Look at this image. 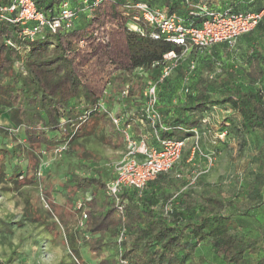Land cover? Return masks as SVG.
Masks as SVG:
<instances>
[{"label":"trees","instance_id":"trees-1","mask_svg":"<svg viewBox=\"0 0 264 264\" xmlns=\"http://www.w3.org/2000/svg\"><path fill=\"white\" fill-rule=\"evenodd\" d=\"M32 1L48 21L60 15L64 3L75 16L69 28L61 26L52 32L45 26L30 39L24 34L26 26L4 18L15 17L14 13L0 10V112L13 127L0 130V135L18 141L11 149H0V183L5 180L13 188L31 185L39 152L64 147L60 156H54L62 158L69 150L76 154L75 169L57 185V203L50 196L54 188L45 174L43 200L46 214L57 219L63 237L55 229L56 222L47 228L61 238L77 264H86L79 243L95 264H264V216L259 219L252 213L264 204V169L255 173L240 203L210 195L198 200L191 186L199 175L193 177L190 167L181 165L184 148L170 170L157 174L141 191L121 189L116 201L106 192L114 175L112 161L89 150L90 139L78 137L81 125L94 118V130L101 128L102 144L117 154L125 150L122 130L127 126L135 140L141 139L145 128L153 133L144 118L143 91L158 82L156 109L165 128H157L160 139H180L186 144L194 137L192 130L199 129L201 115L222 108L238 117L236 132L258 134L263 144L259 152L264 156V95L254 86L264 80V15L233 48L216 44L193 49L159 82L163 55L171 50L181 53V49L153 40L151 28L135 8L145 3L196 26L202 22V17L195 16L201 7L246 14L263 10L264 0ZM13 2L0 0V8ZM137 15L139 21L134 20ZM134 23L142 34L129 29ZM241 44L245 49L237 57ZM191 61L195 68L189 72ZM111 116L120 118L119 126ZM23 154L25 167L14 163ZM204 156L205 162L207 156L215 158L214 153ZM206 167L204 173L212 166L206 163ZM78 201L86 214L81 227ZM22 214L27 222L45 225V217L33 203L25 205ZM0 226L8 225L0 221Z\"/></svg>","mask_w":264,"mask_h":264},{"label":"rangeland","instance_id":"rangeland-1","mask_svg":"<svg viewBox=\"0 0 264 264\" xmlns=\"http://www.w3.org/2000/svg\"><path fill=\"white\" fill-rule=\"evenodd\" d=\"M244 49L243 44L237 48V57L243 55ZM254 86L260 88L264 95V80ZM228 112L226 109L212 108L203 113L201 115L203 121L197 130L200 137L198 149L193 150L195 139L185 144L181 165L189 166L193 177L199 175L197 180L193 179L194 184L191 186L194 191L193 197L198 200L210 195L219 197L225 202L240 203L241 199L247 196L248 184L253 181L255 173L264 169V156L259 152L263 145L261 138L257 133L236 132L239 119ZM229 119H232V122ZM95 125L94 118L82 124L78 137L90 139L87 146L96 155L103 157L104 160L109 159L112 163L116 162L119 159L117 154L108 147L102 146L101 128L94 130ZM12 128L5 114L0 112V130L12 131ZM224 133L226 135H221ZM17 144L18 141L11 136L4 135L2 138L0 135V149H11ZM79 146L76 144L75 149ZM209 153H214L215 158L210 170L204 173L207 163L204 155ZM189 158L191 160L188 161ZM37 159L39 162L35 171V180L31 185L13 188L5 180L0 183V221L8 225L6 228L0 226V261L7 264H77L68 248L61 244V238L47 228L51 221L56 222L55 229L63 237V230L57 219L46 214L48 208L43 200L45 174L49 175V183L54 188L50 196H55L56 189H59L57 185L63 183L69 172L75 169L77 156L71 150L62 158L55 157L51 152H39ZM14 163H20L25 167L26 156L24 154L19 156ZM55 198L57 203V197ZM28 203L37 205L39 212L45 217V225L24 220L23 207ZM240 208L243 206L241 205ZM252 213H255L259 219L263 218L264 204ZM16 223L23 225L16 226ZM78 249L86 264L96 263L89 258L83 244L79 243ZM201 250L207 252L206 248ZM105 253L106 256L109 255V249L105 250Z\"/></svg>","mask_w":264,"mask_h":264},{"label":"built area","instance_id":"built-area-1","mask_svg":"<svg viewBox=\"0 0 264 264\" xmlns=\"http://www.w3.org/2000/svg\"><path fill=\"white\" fill-rule=\"evenodd\" d=\"M135 8L139 11L144 23L151 28L150 37L153 40H163L181 49V53L171 50L163 55V67L159 76V82L169 77L180 61L186 57L193 49L205 50L216 44H226L233 48L237 39L253 30L264 15V9L259 12H249L246 14H235L229 11H215L201 7L195 16L202 17L199 25H187L183 19L172 15L169 16L160 9L151 8L145 3H137ZM2 12L14 13L15 17L7 18L9 22H18L26 26L24 34L32 39L45 26L52 32L61 26L69 28L75 13L68 9L66 3L63 4L62 11L57 18L51 21L46 20L43 15L35 8L32 0H14L8 8H0ZM140 16H135L134 20L139 21ZM129 29L140 32L142 30L134 23L129 25ZM154 66V65H153ZM195 68L194 62L188 63V71ZM157 86L158 82L152 83L143 91L145 99L143 113L145 120L148 121L156 139V146H148L145 139L135 140L132 138L127 126L122 130L125 141V150L122 157L112 163L113 178L106 184V192L114 197L123 188H132L141 191L146 183L153 180L157 174L167 172L180 159L185 148V140L165 138L160 139L157 128L165 130L161 124V115L156 109L157 105ZM188 92V89H184ZM98 108H103L102 104ZM115 126L121 123L120 118L111 116ZM140 123L143 119L140 118ZM156 126V128H155ZM77 129V127H74ZM195 139L193 150L197 148L198 132L192 130ZM225 135V134H221ZM64 147L56 148L53 155L60 156ZM213 157L207 156V166L210 168ZM82 203H76V209L80 210L81 219L79 226L83 224L86 214L82 210ZM122 211V207H118ZM122 239V233L118 242ZM121 264H127L123 261Z\"/></svg>","mask_w":264,"mask_h":264},{"label":"crops","instance_id":"crops-1","mask_svg":"<svg viewBox=\"0 0 264 264\" xmlns=\"http://www.w3.org/2000/svg\"><path fill=\"white\" fill-rule=\"evenodd\" d=\"M146 129V128H145ZM144 129V131H142V135H139V137L142 139H145V141H146V144L148 145V146H156L157 145V143H156V139H155V137H154V134L153 133H151V132H148L147 130H145ZM189 140H191V138L189 139ZM189 140H187V141H189ZM103 147L104 148H106V146H104L103 145ZM113 152V151H112ZM123 152L124 151H117L116 153H117V157L118 156H120V157H118L119 159L122 157V155H123ZM193 153V152H192ZM118 159V160H119ZM117 160V161H118ZM189 160H191L190 158L188 159V161ZM115 163V162H114Z\"/></svg>","mask_w":264,"mask_h":264}]
</instances>
